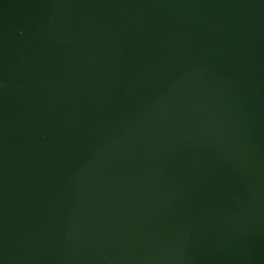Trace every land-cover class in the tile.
<instances>
[{
    "label": "water",
    "instance_id": "water-1",
    "mask_svg": "<svg viewBox=\"0 0 264 264\" xmlns=\"http://www.w3.org/2000/svg\"><path fill=\"white\" fill-rule=\"evenodd\" d=\"M0 264H264V0H0Z\"/></svg>",
    "mask_w": 264,
    "mask_h": 264
}]
</instances>
